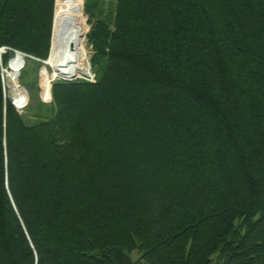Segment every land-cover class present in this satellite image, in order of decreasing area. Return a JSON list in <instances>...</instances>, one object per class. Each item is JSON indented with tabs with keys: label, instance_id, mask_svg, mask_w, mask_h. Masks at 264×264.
I'll return each mask as SVG.
<instances>
[{
	"label": "trees",
	"instance_id": "trees-1",
	"mask_svg": "<svg viewBox=\"0 0 264 264\" xmlns=\"http://www.w3.org/2000/svg\"><path fill=\"white\" fill-rule=\"evenodd\" d=\"M55 4L0 0L3 65L50 57ZM111 20L95 79L53 81L31 125L0 69V264H264V0Z\"/></svg>",
	"mask_w": 264,
	"mask_h": 264
},
{
	"label": "rangeland",
	"instance_id": "rangeland-1",
	"mask_svg": "<svg viewBox=\"0 0 264 264\" xmlns=\"http://www.w3.org/2000/svg\"><path fill=\"white\" fill-rule=\"evenodd\" d=\"M115 1L116 0H56V4L53 10V39L57 35V28L59 26L58 20L63 10L76 12L79 17V21L83 26V39L85 45L83 50L82 63L84 65H88V71L87 73L80 72L76 74L75 77H72L70 79L71 81H75V79H95L90 65V57L92 55L91 45L87 42L86 38V34L88 33V30L90 28L89 19L94 20L97 18H103L108 21H112L111 19L114 12ZM90 11H92V14H90ZM3 54L4 53H0V69L5 95L10 101H12V104H15L17 109L15 107L14 108L17 110V112H19V114H22L24 122L31 125L36 121L42 119L41 117L36 115L37 111H35L34 108H40L41 104H44L48 107L50 106L49 103L51 99L50 94L47 91L49 85L51 87L53 81L63 79L55 75V71L51 66L46 64L44 65V63L42 62L34 63L32 62L31 58L29 59L22 55L21 56L24 58V61L23 65L20 66L19 72L18 70L16 71L11 68H7L8 62L5 65H3L2 63ZM11 56H9L8 61ZM48 57L46 59L47 64L49 62L48 60L51 57V51L50 57ZM42 70L44 74L41 77ZM44 87L45 89H43ZM137 257L138 254L134 252L132 254V258L136 259Z\"/></svg>",
	"mask_w": 264,
	"mask_h": 264
},
{
	"label": "bare ground",
	"instance_id": "bare-ground-1",
	"mask_svg": "<svg viewBox=\"0 0 264 264\" xmlns=\"http://www.w3.org/2000/svg\"><path fill=\"white\" fill-rule=\"evenodd\" d=\"M58 22L57 35L54 39L52 31L51 57L48 64L46 60L44 64L51 66L55 75L60 78H72L80 72L87 73L88 65L82 63L84 32L77 13L63 10Z\"/></svg>",
	"mask_w": 264,
	"mask_h": 264
},
{
	"label": "water",
	"instance_id": "water-1",
	"mask_svg": "<svg viewBox=\"0 0 264 264\" xmlns=\"http://www.w3.org/2000/svg\"><path fill=\"white\" fill-rule=\"evenodd\" d=\"M0 50L1 51H3V53H5L6 52V48L5 47H0ZM21 55L22 56H24V57H28V58H30L31 56H27V55H25V54H23V53H21ZM32 58V57H31ZM40 61V60H39ZM40 62H42V63H45V60H41ZM63 80H70L71 78H62ZM14 105V104H13ZM15 106V105H14Z\"/></svg>",
	"mask_w": 264,
	"mask_h": 264
},
{
	"label": "built area",
	"instance_id": "built-area-1",
	"mask_svg": "<svg viewBox=\"0 0 264 264\" xmlns=\"http://www.w3.org/2000/svg\"><path fill=\"white\" fill-rule=\"evenodd\" d=\"M8 48H6V50H7ZM12 52H13V55L14 54H16V53H20L19 51L17 52V51H15V50H11ZM88 80H91L90 78L88 79Z\"/></svg>",
	"mask_w": 264,
	"mask_h": 264
}]
</instances>
